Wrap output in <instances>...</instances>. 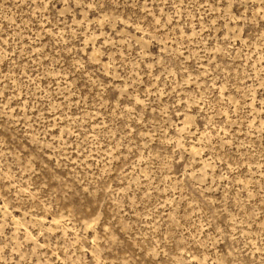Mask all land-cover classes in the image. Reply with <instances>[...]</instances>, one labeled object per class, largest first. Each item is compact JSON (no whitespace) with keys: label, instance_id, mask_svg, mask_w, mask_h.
Here are the masks:
<instances>
[{"label":"rangeland","instance_id":"rangeland-1","mask_svg":"<svg viewBox=\"0 0 264 264\" xmlns=\"http://www.w3.org/2000/svg\"><path fill=\"white\" fill-rule=\"evenodd\" d=\"M0 264H264V0H0Z\"/></svg>","mask_w":264,"mask_h":264}]
</instances>
